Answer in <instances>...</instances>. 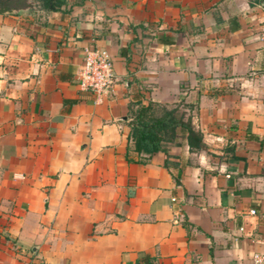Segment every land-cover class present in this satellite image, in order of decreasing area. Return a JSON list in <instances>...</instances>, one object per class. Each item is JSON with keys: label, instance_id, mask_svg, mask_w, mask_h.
I'll return each mask as SVG.
<instances>
[{"label": "crops", "instance_id": "1", "mask_svg": "<svg viewBox=\"0 0 264 264\" xmlns=\"http://www.w3.org/2000/svg\"><path fill=\"white\" fill-rule=\"evenodd\" d=\"M6 1L24 9L0 13V264H251L264 0ZM85 47L111 57L100 103L77 84ZM149 102L189 106L204 149L133 151Z\"/></svg>", "mask_w": 264, "mask_h": 264}, {"label": "trees", "instance_id": "2", "mask_svg": "<svg viewBox=\"0 0 264 264\" xmlns=\"http://www.w3.org/2000/svg\"><path fill=\"white\" fill-rule=\"evenodd\" d=\"M36 1L46 10H56L63 3V0ZM187 107H180V103L170 107L151 102L146 105L138 103L128 122V137L133 151L145 155L161 151L166 161L168 144L178 143L179 138L185 140L189 150L204 149L201 133L193 128L190 114L184 110ZM155 108L160 109L159 114H154Z\"/></svg>", "mask_w": 264, "mask_h": 264}, {"label": "built area", "instance_id": "3", "mask_svg": "<svg viewBox=\"0 0 264 264\" xmlns=\"http://www.w3.org/2000/svg\"><path fill=\"white\" fill-rule=\"evenodd\" d=\"M257 37L264 40V20L260 24ZM77 84L83 90L92 93L95 103H100L109 93L114 82V73L109 52L105 48L85 47L83 49V67L76 75ZM251 264H264V250L254 252Z\"/></svg>", "mask_w": 264, "mask_h": 264}, {"label": "water", "instance_id": "4", "mask_svg": "<svg viewBox=\"0 0 264 264\" xmlns=\"http://www.w3.org/2000/svg\"><path fill=\"white\" fill-rule=\"evenodd\" d=\"M4 0H0V13H4V12H10V11H15L17 9H24L23 5H3Z\"/></svg>", "mask_w": 264, "mask_h": 264}, {"label": "flooded vegetation", "instance_id": "5", "mask_svg": "<svg viewBox=\"0 0 264 264\" xmlns=\"http://www.w3.org/2000/svg\"><path fill=\"white\" fill-rule=\"evenodd\" d=\"M25 1H26V0H8V1L5 2V4H6V3H15V4L18 5V4H23V3H25ZM2 4H3V3H2Z\"/></svg>", "mask_w": 264, "mask_h": 264}, {"label": "rangeland", "instance_id": "6", "mask_svg": "<svg viewBox=\"0 0 264 264\" xmlns=\"http://www.w3.org/2000/svg\"><path fill=\"white\" fill-rule=\"evenodd\" d=\"M160 113V109L159 108H155L154 109V114H159Z\"/></svg>", "mask_w": 264, "mask_h": 264}]
</instances>
